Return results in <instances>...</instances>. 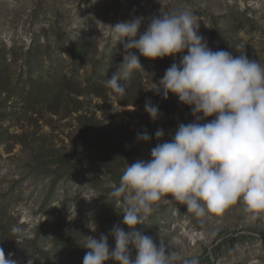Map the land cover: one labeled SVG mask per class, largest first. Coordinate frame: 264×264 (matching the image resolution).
Instances as JSON below:
<instances>
[{
    "label": "rangeland",
    "instance_id": "obj_1",
    "mask_svg": "<svg viewBox=\"0 0 264 264\" xmlns=\"http://www.w3.org/2000/svg\"><path fill=\"white\" fill-rule=\"evenodd\" d=\"M181 9L198 18L212 50L244 53L264 66V0H0V248L6 257L11 253L17 264H83L87 250L79 244L86 236L109 235L114 248L112 227L128 230L125 202L110 197L115 180L128 163L151 159L157 143L195 117L175 95L154 90L180 54L141 56L142 68L122 81L123 96L105 86L107 73L94 69L103 59L114 70L123 61L111 26L141 16L143 31L151 16ZM31 48L38 57L30 62ZM43 81L58 90L50 103L33 90V82ZM146 100L158 106V119L145 111ZM83 117L93 120L90 156ZM158 129L165 133L161 141ZM145 131L149 142L138 139ZM247 216L241 203L197 217L165 197L139 230L157 245L174 242L181 257L175 264H264V216Z\"/></svg>",
    "mask_w": 264,
    "mask_h": 264
},
{
    "label": "clouds",
    "instance_id": "obj_2",
    "mask_svg": "<svg viewBox=\"0 0 264 264\" xmlns=\"http://www.w3.org/2000/svg\"><path fill=\"white\" fill-rule=\"evenodd\" d=\"M144 25V17L133 16L111 26L113 40L123 45V61L105 86L123 96L122 81L142 68L141 56L156 60L180 54L179 63L165 70L154 90L164 98L175 95L191 108L195 121L179 124L170 141L151 149V159L128 163L110 193L125 202L122 224L128 230L120 224L112 227L114 248L109 235L86 236L79 244L87 250L83 264H175L180 260L174 242L157 245L139 230L165 197L186 205L197 217L221 215L241 203L248 220L264 216V66L244 53L234 56L227 50H212L199 32L198 18L187 9L153 15L141 31ZM145 111L153 120L160 115L151 100H146ZM164 135L162 129L155 132L158 141ZM138 139L149 142L152 137L145 131ZM11 257L0 248V264H17Z\"/></svg>",
    "mask_w": 264,
    "mask_h": 264
},
{
    "label": "trees",
    "instance_id": "obj_3",
    "mask_svg": "<svg viewBox=\"0 0 264 264\" xmlns=\"http://www.w3.org/2000/svg\"><path fill=\"white\" fill-rule=\"evenodd\" d=\"M79 52L84 55L82 53V50L79 49ZM29 56H30V62L33 60V59H37V54H34V49H30L29 50ZM3 59L2 62L6 63L8 60L6 58V56L4 55H1ZM106 54H104V58H106ZM96 64L98 65L94 70H95V75H97L99 72H103L104 73H107L105 74V78H103L104 80H107V78H109L112 74V72L114 71V68L115 66L114 65H110L109 66V62L106 60V59H103L99 62H96ZM99 81H96V83L98 84ZM104 83V82H103ZM34 84V89H37L39 90V95L37 96V100L38 101H45L46 103H50L51 102V99L56 98V91L58 90H53L54 92H52V90H49L48 88H46L48 85H47V82L43 81L42 82V85H38L36 86L35 85V82H33ZM36 87V88H35ZM45 87V88H44ZM32 90V91H33ZM33 93H31L32 95ZM31 98V97H30ZM37 108V107H36ZM83 122H85V125L87 126V138H85L84 140V143H83V149H84V152L87 156H90V153L92 151V149L94 148V133L92 131V129L90 128L92 126V122L93 120L92 119H87L86 117H83ZM148 155V154H147ZM146 156V155H145ZM151 157L150 155H148V158ZM146 160V159H145ZM62 162V160H60ZM122 175L119 176V178H117L115 181H116V184L119 185V181H120V178H121Z\"/></svg>",
    "mask_w": 264,
    "mask_h": 264
}]
</instances>
